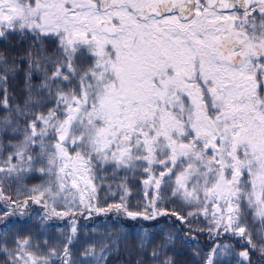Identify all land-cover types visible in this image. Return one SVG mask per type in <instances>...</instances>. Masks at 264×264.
<instances>
[{
  "label": "snow or ice",
  "instance_id": "obj_1",
  "mask_svg": "<svg viewBox=\"0 0 264 264\" xmlns=\"http://www.w3.org/2000/svg\"><path fill=\"white\" fill-rule=\"evenodd\" d=\"M0 264H264V0H0Z\"/></svg>",
  "mask_w": 264,
  "mask_h": 264
},
{
  "label": "trees",
  "instance_id": "obj_2",
  "mask_svg": "<svg viewBox=\"0 0 264 264\" xmlns=\"http://www.w3.org/2000/svg\"><path fill=\"white\" fill-rule=\"evenodd\" d=\"M102 219V218H101Z\"/></svg>",
  "mask_w": 264,
  "mask_h": 264
}]
</instances>
